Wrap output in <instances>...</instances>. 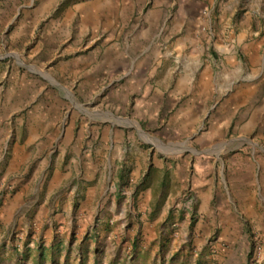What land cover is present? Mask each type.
Instances as JSON below:
<instances>
[{"label": "rangeland", "instance_id": "rangeland-1", "mask_svg": "<svg viewBox=\"0 0 264 264\" xmlns=\"http://www.w3.org/2000/svg\"><path fill=\"white\" fill-rule=\"evenodd\" d=\"M134 1L119 31L115 10L98 14L102 0H0V264L57 262L66 241L69 254L87 255L90 241L100 253L108 236L119 259L128 244L149 246L145 222L167 248L201 222L192 178L203 162L215 164L222 202L229 180L244 191L237 158L264 162V0H194L204 46L182 51L174 16L184 0ZM110 139L104 182L96 158ZM250 233L214 254L182 243L171 261L191 263L177 258L186 249L220 264L209 256L229 249L235 260L221 264H264V236ZM82 238V251L70 246Z\"/></svg>", "mask_w": 264, "mask_h": 264}, {"label": "crops", "instance_id": "crops-1", "mask_svg": "<svg viewBox=\"0 0 264 264\" xmlns=\"http://www.w3.org/2000/svg\"><path fill=\"white\" fill-rule=\"evenodd\" d=\"M102 1L103 4L100 10H98V14L102 11L108 13L115 10L116 15L114 16V21L117 23L116 29L122 31L124 29V15L128 7L131 5L133 7L136 1ZM159 1L156 2H159L161 7L168 5V0ZM194 4V0H184L174 16V20L180 24V34H177V41L174 44L175 47L179 48V51L196 47L201 48L204 46L201 43L205 37L198 32L200 26L199 24H194L191 16L188 14L189 8L194 6ZM233 9L234 7H232V10ZM86 13L87 17H89V15L94 14V11H86ZM172 17L173 16H171V19ZM169 18L167 17L166 22ZM157 20V16H151L150 19L147 20V24L144 27L147 28L148 32H150L157 24ZM240 25L242 30L239 32V37H246L251 26L248 18L242 19ZM120 26L121 28H119ZM138 29L139 28L135 29L134 34L138 32ZM112 57L113 64H115L117 60L118 63H120L119 57H117V52H114ZM113 149H115V142L113 139H110L109 144L102 146L99 151L100 155L96 158V163L99 162L100 166L104 165V182H106V179H109L111 175V161L114 156V153H112ZM236 160L238 161L237 169L241 172V177L238 181L242 183L241 186H244V191L238 193L235 182L229 180L227 186L223 185V189L225 190V202H222V200L218 201L222 187L214 176L215 164H213L211 160L203 162L202 171L199 172V174H195L192 178L196 190V201L198 203L196 213L201 217V222L197 223L191 229L183 228L178 231V233L177 231L176 233H173L167 248H163V245H161L162 238L161 236H158V232L156 231L157 222L151 224L145 222L143 225L148 229V233L150 232V238H147L149 246H145L144 244L140 247L137 245L135 248V245L128 244L124 249L122 248V250L119 251L121 254L119 259L114 258L115 255L112 254L111 249L120 247V244H117L113 240V236H108V239L106 240L107 242L105 243L106 248L102 249L100 253L99 248H96L98 243L93 244L92 241H90L87 245L88 249H90L87 255L82 251V243H84L83 238L70 244V246L79 248L82 252L75 250L73 253L69 254V244L68 241H66L64 243L66 246L64 249L65 251L57 259V262L54 259L45 264H174L171 261V257L173 258L176 256L175 251L177 250V246L182 243L193 241L194 245L197 243V245L207 243L210 246H216L213 247L212 250L214 254L219 245H234L238 243L239 240L248 243L251 234L250 230L257 231L264 236V162L253 155H241ZM14 207L16 206L11 204L10 209H14ZM68 225L72 226L74 225V222H69ZM161 226L162 232L159 230V233L161 235L165 234V236L169 235L170 227L168 225L164 227L163 223H161ZM62 246L63 245H61V247ZM53 247L54 244L52 245L51 250H53ZM127 248H129L128 251L131 253L132 260L130 262L124 260ZM103 251L104 254H102ZM187 253L186 249L185 251L182 250L181 257L179 258L178 255L177 258L181 259L180 261L190 259L191 263L188 264H203L201 261L204 259L198 258L199 254H197V252H192L190 257L187 256ZM233 256V251L224 249V251L220 252L219 256L210 255L209 259L217 258L221 264L235 260Z\"/></svg>", "mask_w": 264, "mask_h": 264}]
</instances>
